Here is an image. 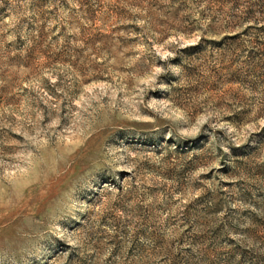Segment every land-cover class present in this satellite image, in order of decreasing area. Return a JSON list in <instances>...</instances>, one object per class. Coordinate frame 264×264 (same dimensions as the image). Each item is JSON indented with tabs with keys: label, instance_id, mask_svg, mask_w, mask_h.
I'll use <instances>...</instances> for the list:
<instances>
[{
	"label": "rangeland",
	"instance_id": "obj_1",
	"mask_svg": "<svg viewBox=\"0 0 264 264\" xmlns=\"http://www.w3.org/2000/svg\"><path fill=\"white\" fill-rule=\"evenodd\" d=\"M0 264H264V0H0Z\"/></svg>",
	"mask_w": 264,
	"mask_h": 264
}]
</instances>
